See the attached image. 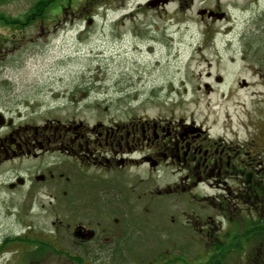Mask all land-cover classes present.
I'll return each mask as SVG.
<instances>
[{"label":"flooded vegetation","instance_id":"1","mask_svg":"<svg viewBox=\"0 0 264 264\" xmlns=\"http://www.w3.org/2000/svg\"><path fill=\"white\" fill-rule=\"evenodd\" d=\"M6 1L0 0V5ZM121 2L123 22L133 24L131 35L154 41L163 36L168 47L174 45L175 27L189 26L194 20L177 19L178 12L197 5L198 21L193 25L197 35L201 29L202 42L209 47L225 41L245 45V53L257 56V67L264 66V0H142L132 14L126 10L128 0ZM170 5L174 7L170 9ZM161 13L166 19H161ZM11 28L7 38L0 32V63L10 48L21 45L19 28ZM154 41L151 52L161 45ZM182 118L139 117L118 109L113 115L35 121L0 110V170L7 174L5 190L11 204L13 200V211L16 207L25 211L59 209L58 216L37 224L18 219L16 231L0 237V248L15 244V250L6 253L18 255L17 264L135 260L141 261L133 264H195L196 257L150 259L146 251L140 253L142 244L136 243L137 237L156 233L163 238L164 223L155 207L142 208L136 202L144 199L147 202L143 203L150 205L155 199L182 194L194 200L202 185L214 194L198 198L217 207L220 221L200 214L192 220L172 219L177 231L182 227L194 232L198 229L206 239L260 236L264 221V128L258 123L262 118L246 139L233 144L227 139L215 142L199 137L205 132ZM253 199L257 203L250 206ZM147 219L151 222L146 226ZM259 243V249L243 250L242 264H264V248L260 249ZM215 254H202L201 263L210 264ZM225 260L229 264V259Z\"/></svg>","mask_w":264,"mask_h":264},{"label":"rangeland","instance_id":"2","mask_svg":"<svg viewBox=\"0 0 264 264\" xmlns=\"http://www.w3.org/2000/svg\"><path fill=\"white\" fill-rule=\"evenodd\" d=\"M35 1L7 0L0 5V32L7 38L9 29L15 27L21 29L17 32L18 37H22L21 45L10 48L0 63V110L7 115L35 121L56 116L85 119L113 115L119 109L139 117H184L205 132H200L199 137L215 142L227 139L229 144L246 139L260 118L258 126L264 128V66L257 67V56L245 53V45L225 41L209 47L202 42L201 29L197 30V35L193 25L198 21L195 19L197 5L178 12L177 19L193 17L194 20L189 26L175 27L174 45L168 47L163 36L154 41L147 36L131 35L133 24H122L125 9L121 0H108L111 5L102 3L104 5L100 4L102 7L92 13L86 12L90 6H84L76 9L75 14L69 11L73 6H81L80 0H68L71 6L64 5L63 0L49 2L43 13V23L32 19ZM141 1L128 0V13L132 14ZM161 15H164L161 19H166L164 13ZM138 18L142 21L141 14ZM39 26L46 29L41 31ZM138 27L136 24V32ZM152 41L161 44L153 52L150 49ZM242 81L248 85L242 86ZM6 182L7 174L0 170V237L15 232L18 219L21 222L34 220L37 224L42 219L59 215L57 208L25 211L16 207L14 212L13 200L11 204L10 194L5 190ZM197 191L200 196L214 194L205 185L199 186ZM216 195L219 194L216 192ZM200 196L194 200L184 194L169 196L155 199L150 205L144 204V199L137 201L142 208L152 210L155 207L164 223L163 238L156 233L137 237L136 243L142 244L140 253L146 251L150 259L174 255L187 259L196 257L195 264H202V254L216 253L213 252L214 242L227 240L218 236L206 239L198 229L194 232L182 227L177 231L171 224L172 219L188 217L192 220L197 214L219 222L217 207L201 202ZM251 201L250 206L257 203L255 199ZM150 222L147 219L144 225ZM263 222L261 226L264 227ZM244 226L248 228L247 223ZM261 237H257V246L252 241L249 248L259 249L261 242L260 249H263ZM156 241L161 242V246L155 245ZM230 244L232 240L229 244L223 242L227 248ZM15 247V244H8L0 248V253L15 250ZM243 250H221L212 262L226 264L225 259H229V264H242ZM160 251L162 257H159ZM0 255V264L18 263V255L13 252ZM135 261L114 263L133 264Z\"/></svg>","mask_w":264,"mask_h":264},{"label":"trees","instance_id":"3","mask_svg":"<svg viewBox=\"0 0 264 264\" xmlns=\"http://www.w3.org/2000/svg\"><path fill=\"white\" fill-rule=\"evenodd\" d=\"M107 1L108 0H80V4H81V6L80 7H75V6H73L71 9H70V13H73V14H75V13H77L76 12V9L77 10H79V9H81L82 7H84V6H90V7H88L87 9H86V12L87 13H92V11L93 10H97V9H99L100 7H102L100 4H102V3H104V4H102V5H104V6H107L108 5V3H107ZM49 2H51V3H54V2H56V0H37V1H35V3L33 4V8H32V11H34L35 12V14H33L32 15V19L34 20V21H40L41 23H43L45 20H44V17H43V13H44V11L46 10V8H47V3H49ZM69 2L70 1H68V0H63V4L64 5H68V6H71V5H69ZM109 5H111V4H109ZM108 5V6H109ZM47 21V20H46ZM122 23H124L123 22V20H122ZM262 177H264V176H262ZM261 234H260V236L259 237H261V235L263 234V236L261 237V240H262V242L264 243V227L263 226H261ZM232 240V244H230V247L229 248H227V247H225L224 245H223V242L225 243H228L229 244V242ZM256 240H257V237H252V238H250V237H246V238H244V239H239V238H231L230 240H227V241H222V240H220V241H216V242H214V244H213V252H220L221 250H224V251H228V250H231V249H234V250H236V251H242L243 249H245L244 248V244L246 243L247 245V250H253V249H251V248H249L251 245H252V241H254V242H256ZM255 248V247H254ZM246 250V249H245ZM224 253V252H223ZM225 257V256H224ZM210 264H214L213 262H211Z\"/></svg>","mask_w":264,"mask_h":264},{"label":"water","instance_id":"4","mask_svg":"<svg viewBox=\"0 0 264 264\" xmlns=\"http://www.w3.org/2000/svg\"><path fill=\"white\" fill-rule=\"evenodd\" d=\"M217 81H219V79H217ZM243 85L242 86H245L246 83H244V81H242Z\"/></svg>","mask_w":264,"mask_h":264}]
</instances>
